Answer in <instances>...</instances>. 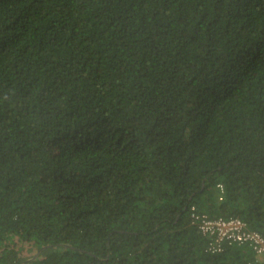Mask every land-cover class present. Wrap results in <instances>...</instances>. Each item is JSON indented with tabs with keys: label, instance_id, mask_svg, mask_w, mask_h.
I'll return each instance as SVG.
<instances>
[{
	"label": "trees",
	"instance_id": "trees-1",
	"mask_svg": "<svg viewBox=\"0 0 264 264\" xmlns=\"http://www.w3.org/2000/svg\"><path fill=\"white\" fill-rule=\"evenodd\" d=\"M192 204L264 234V0H0V264H259Z\"/></svg>",
	"mask_w": 264,
	"mask_h": 264
},
{
	"label": "built area",
	"instance_id": "built-area-1",
	"mask_svg": "<svg viewBox=\"0 0 264 264\" xmlns=\"http://www.w3.org/2000/svg\"><path fill=\"white\" fill-rule=\"evenodd\" d=\"M217 187L222 193V185L218 184ZM190 223L208 238L206 252L219 254L227 247L248 246L258 263L264 264V234L249 228L240 217L210 216L191 206Z\"/></svg>",
	"mask_w": 264,
	"mask_h": 264
},
{
	"label": "rangeland",
	"instance_id": "rangeland-1",
	"mask_svg": "<svg viewBox=\"0 0 264 264\" xmlns=\"http://www.w3.org/2000/svg\"><path fill=\"white\" fill-rule=\"evenodd\" d=\"M192 206H196L195 204H192ZM191 208V207H190ZM190 211V210H189ZM199 211V210H198ZM200 212H202V211H200Z\"/></svg>",
	"mask_w": 264,
	"mask_h": 264
}]
</instances>
